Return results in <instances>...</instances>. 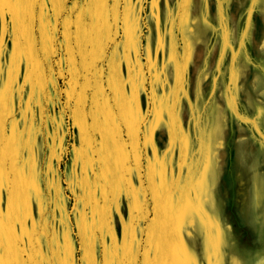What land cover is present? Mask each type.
<instances>
[{
	"label": "crops",
	"instance_id": "0c3cea01",
	"mask_svg": "<svg viewBox=\"0 0 264 264\" xmlns=\"http://www.w3.org/2000/svg\"><path fill=\"white\" fill-rule=\"evenodd\" d=\"M74 3L46 15L41 66L0 76V264H145L160 244L148 19L156 47L171 36L156 10L118 30Z\"/></svg>",
	"mask_w": 264,
	"mask_h": 264
},
{
	"label": "rangeland",
	"instance_id": "374dc122",
	"mask_svg": "<svg viewBox=\"0 0 264 264\" xmlns=\"http://www.w3.org/2000/svg\"><path fill=\"white\" fill-rule=\"evenodd\" d=\"M73 1H93L92 18L118 30L131 9L156 10L171 36L156 47L148 19V123L162 144L148 171L161 238L145 264H264V0H4L0 76L26 60L41 66L46 15Z\"/></svg>",
	"mask_w": 264,
	"mask_h": 264
},
{
	"label": "snow or ice",
	"instance_id": "6c2138e0",
	"mask_svg": "<svg viewBox=\"0 0 264 264\" xmlns=\"http://www.w3.org/2000/svg\"><path fill=\"white\" fill-rule=\"evenodd\" d=\"M3 3H4V0H0V16H2L3 14V8H2Z\"/></svg>",
	"mask_w": 264,
	"mask_h": 264
},
{
	"label": "bare ground",
	"instance_id": "6f19581e",
	"mask_svg": "<svg viewBox=\"0 0 264 264\" xmlns=\"http://www.w3.org/2000/svg\"><path fill=\"white\" fill-rule=\"evenodd\" d=\"M191 25V24H190ZM196 48V47H195ZM203 54V53H202Z\"/></svg>",
	"mask_w": 264,
	"mask_h": 264
}]
</instances>
